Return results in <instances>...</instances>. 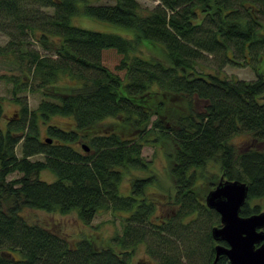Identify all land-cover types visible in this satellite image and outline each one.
<instances>
[{
    "label": "trees",
    "instance_id": "16d2710c",
    "mask_svg": "<svg viewBox=\"0 0 264 264\" xmlns=\"http://www.w3.org/2000/svg\"><path fill=\"white\" fill-rule=\"evenodd\" d=\"M81 14L134 36L80 27L73 17ZM0 32L10 36L0 47L10 71L0 79L19 106L17 117L4 119L0 97V264H130L143 244L160 263L212 264L220 215L199 188L216 186L217 173L249 185L242 216L260 212L251 201L264 202V0H159L151 9L139 0H0ZM149 45L165 59L145 56ZM108 50L120 56L114 70L104 63ZM235 55L257 58L255 80L226 75ZM34 89L43 98L31 108ZM241 134L259 146L239 148L233 139ZM146 145L167 155L174 181L167 218L146 197L155 178L139 174L151 172ZM45 171L55 178L41 179ZM25 207L76 211L85 223L100 210L127 215L114 246L96 248L85 238L72 247L28 222Z\"/></svg>",
    "mask_w": 264,
    "mask_h": 264
},
{
    "label": "rangeland",
    "instance_id": "374dc122",
    "mask_svg": "<svg viewBox=\"0 0 264 264\" xmlns=\"http://www.w3.org/2000/svg\"><path fill=\"white\" fill-rule=\"evenodd\" d=\"M93 3H103L110 2V0H88ZM142 8L151 9L156 4H158L159 0H139ZM74 24L97 31L102 32H114L119 33L125 37L132 38L134 36L133 31L124 27L116 26L110 23L101 22L94 20L90 17L84 15H76L73 17ZM29 39V38H28ZM10 40V36L0 32V47L6 45ZM34 47L39 49L41 53H47L41 47L34 43ZM142 52L145 56H153L165 59L164 52L156 47H152L149 45L148 47L142 46ZM209 59L205 61L206 66L211 65L215 66V60L212 55L208 56ZM264 58V56H263ZM104 63L109 66L111 69H115L116 65L119 63L120 56L115 53L113 50H108L103 53ZM234 60L236 63H227L224 65V71L226 75L229 77L239 78L241 80L252 81L257 78L255 67L260 68L259 61L254 56L251 57L247 55L245 58L241 56H236ZM263 62V61H262ZM263 72H264V62L262 63ZM10 71L9 68L0 61V73H5ZM120 75H123V71H117ZM40 90L34 89L27 93L28 104L31 108H36L37 105L42 100V95L39 92ZM0 97L3 98L4 103V119L10 117H17V112L19 110V106L12 100L11 95V84H6L3 80L0 79ZM200 108V106H199ZM6 121V120H5ZM71 121L69 118L65 117H57L55 119L56 124L63 125L69 127L71 125L66 124V122ZM43 126V125H42ZM45 127H42V136H48L44 131ZM234 144L239 148H246L249 144L257 145L256 142H251L250 138H247L245 135H237L233 139ZM82 144H86L84 141H81L77 146L81 148ZM260 147L264 148V145H260ZM17 154L21 155V144L17 147ZM143 156L151 163V172L149 173H139L141 176L152 175L155 178V181L152 183L150 187L147 188V199L158 201L159 205L157 208L156 215L158 218H167L171 214L172 205L170 201V195L174 191V181L172 177L169 175V164L167 155L163 151V149L159 146H151L146 145L143 148ZM32 159H43V156L37 155ZM209 168L218 171V168L213 166H209ZM210 173V171H208ZM21 174L13 173L9 178H17L20 177ZM129 176V175H128ZM127 176V177H128ZM222 173H217L213 178L220 181L222 178ZM131 177V176H130ZM40 178L46 181L52 180L55 178V175L45 171L40 174ZM207 179V178H206ZM215 179V180H216ZM218 181V182H219ZM208 181H204L201 184V194H204V200L209 193L210 189L214 187L213 185H209ZM217 185V184H216ZM210 189H209V188ZM213 189V188H212ZM211 189V190H212ZM124 192H128L130 190V179L125 177L123 181V189ZM170 201V202H169ZM252 202L261 204V211H264V202L259 200H254ZM21 214L26 218V220L30 223H37L42 225L43 227L49 229L56 235L63 238L68 245L75 246L77 242L83 239L91 240L92 244L96 248H104L108 246L113 237L116 234H122L124 230V225L126 223L125 216L127 213L123 211H114V210H100L95 217L89 222L85 223L80 220L76 211H71L67 214H61L59 212H47L45 210L36 209V208H28L25 207ZM111 245L114 246L113 242ZM116 247V246H115ZM185 260H183L184 262ZM169 264V263H160L158 259L153 258L147 251V247L145 244L140 245L137 249L136 255L133 257V261L130 264ZM172 264V263H171ZM173 264H190V263H173ZM191 264H207V263H191Z\"/></svg>",
    "mask_w": 264,
    "mask_h": 264
},
{
    "label": "water",
    "instance_id": "95a60500",
    "mask_svg": "<svg viewBox=\"0 0 264 264\" xmlns=\"http://www.w3.org/2000/svg\"><path fill=\"white\" fill-rule=\"evenodd\" d=\"M51 143L52 140H47ZM88 151L89 148L83 145ZM249 186L241 180L225 179L209 191L205 198L206 206L214 209L220 215V226L212 228V237L215 241H224L217 244L216 255L212 264H218L222 255H225L230 264H264V212L242 216V206L245 204Z\"/></svg>",
    "mask_w": 264,
    "mask_h": 264
},
{
    "label": "flooded vegetation",
    "instance_id": "af4514ba",
    "mask_svg": "<svg viewBox=\"0 0 264 264\" xmlns=\"http://www.w3.org/2000/svg\"><path fill=\"white\" fill-rule=\"evenodd\" d=\"M220 181H221V180H220ZM220 181H219V182H220ZM219 182H218V183H219ZM218 183H217V184H218ZM247 185H248V184H247ZM248 186H249V185H248ZM247 197H248V196H247ZM246 202H247V199H246ZM246 202H245V203H246ZM251 202H252V201H251ZM243 206H244V205H243ZM243 206H242V207H243ZM260 206H261V204H260ZM241 209H242V208H241ZM261 212H264V211H261V210H260V212L253 213V214H258V213H261ZM251 215H252V214H251ZM248 216H249V215H248ZM220 225H221V222H220V224L217 225V226H220ZM261 230H264V227L258 229V231H261ZM217 242L220 243V244H224V245H226V243H225L224 241H217ZM223 256H225V255H223ZM227 261H228V264H230L228 258H227ZM138 264H143V263H138Z\"/></svg>",
    "mask_w": 264,
    "mask_h": 264
}]
</instances>
